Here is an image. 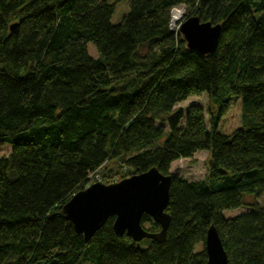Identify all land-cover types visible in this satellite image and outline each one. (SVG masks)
Segmentation results:
<instances>
[{"label":"trees","instance_id":"1","mask_svg":"<svg viewBox=\"0 0 264 264\" xmlns=\"http://www.w3.org/2000/svg\"><path fill=\"white\" fill-rule=\"evenodd\" d=\"M120 1L0 0V264H207L211 225L228 264H264V205L245 201L264 195V0H127L114 23ZM179 7L221 25L213 52L172 29ZM202 93L210 127L202 106L177 107ZM234 98L242 124L226 133ZM200 150L203 180L171 171ZM110 160L171 175L164 241L117 234L115 217L86 240L66 219L64 204Z\"/></svg>","mask_w":264,"mask_h":264},{"label":"water","instance_id":"2","mask_svg":"<svg viewBox=\"0 0 264 264\" xmlns=\"http://www.w3.org/2000/svg\"><path fill=\"white\" fill-rule=\"evenodd\" d=\"M11 28H16V25ZM179 30L190 49L208 54L217 48L221 25L192 15L181 22ZM171 180V175L152 167L116 183L97 181L75 193L64 204L63 211L76 232L83 234L86 240H90L110 217H115L113 227L117 234H127L136 242L143 239L161 242L166 239L171 222L166 211L170 202ZM144 215L158 223L161 231L148 230L142 223ZM205 248L207 264H228L227 253L214 225L207 231Z\"/></svg>","mask_w":264,"mask_h":264},{"label":"rangeland","instance_id":"3","mask_svg":"<svg viewBox=\"0 0 264 264\" xmlns=\"http://www.w3.org/2000/svg\"><path fill=\"white\" fill-rule=\"evenodd\" d=\"M129 10V1L124 0L117 3L116 11L113 15L112 21L118 23L122 20L123 16ZM174 10L180 11L182 18L173 24V28H178L183 21L185 9L182 7L175 8ZM173 10V11H174ZM172 11V13H173ZM172 24V20H171ZM88 50L91 56L98 57V52L93 43L88 44ZM210 99L207 93L189 97L187 100L179 103L177 107L186 110L190 105L197 104L204 108L206 114V124L210 127V115L208 113ZM242 124V111L241 102L239 99L234 98L226 114L220 120V129L226 133H231ZM10 147L8 145L0 146V155H8ZM210 154L206 150H200L192 158H182L173 162L171 171L179 174L181 177L188 181L203 180L207 174ZM131 170L122 162L117 160H110L106 162L99 170L90 175V184L101 181L106 184L116 183L124 178L130 177ZM89 184V185H90ZM246 203L249 205L251 202H257L259 205H264V195L260 197L247 196ZM248 205L242 206L235 210H226V216H235L248 210ZM149 227V224L145 225Z\"/></svg>","mask_w":264,"mask_h":264},{"label":"bare ground","instance_id":"4","mask_svg":"<svg viewBox=\"0 0 264 264\" xmlns=\"http://www.w3.org/2000/svg\"><path fill=\"white\" fill-rule=\"evenodd\" d=\"M182 18V14L178 10H174L172 13V25L178 22Z\"/></svg>","mask_w":264,"mask_h":264},{"label":"built area","instance_id":"5","mask_svg":"<svg viewBox=\"0 0 264 264\" xmlns=\"http://www.w3.org/2000/svg\"><path fill=\"white\" fill-rule=\"evenodd\" d=\"M171 27H172V29H174L172 24H171Z\"/></svg>","mask_w":264,"mask_h":264}]
</instances>
